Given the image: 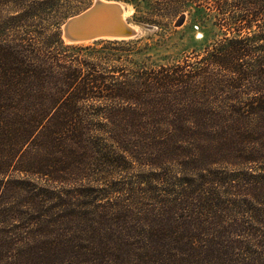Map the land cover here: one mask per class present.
<instances>
[{
	"label": "trees",
	"instance_id": "obj_1",
	"mask_svg": "<svg viewBox=\"0 0 264 264\" xmlns=\"http://www.w3.org/2000/svg\"><path fill=\"white\" fill-rule=\"evenodd\" d=\"M126 2L219 39L123 78L110 64L138 49L0 43V264H264V34H226L264 0ZM250 78L257 96L232 100Z\"/></svg>",
	"mask_w": 264,
	"mask_h": 264
},
{
	"label": "rangeland",
	"instance_id": "obj_2",
	"mask_svg": "<svg viewBox=\"0 0 264 264\" xmlns=\"http://www.w3.org/2000/svg\"><path fill=\"white\" fill-rule=\"evenodd\" d=\"M104 1V0H103ZM108 2H117L121 4L126 10L133 9V6L127 3L125 0H106ZM239 0H228V10L234 11L233 6ZM245 1V0H242ZM94 0H0V43L1 44H19L22 40L25 43L33 40L37 36V32L40 29H50L54 32H60L63 24L71 17L76 16L86 9H88ZM125 5V6H124ZM255 7L252 5H246L243 8V15L247 18L242 24L232 25L231 28H226V34L229 39L235 37L239 38H252L255 35L264 34V11L261 15L255 18L251 17ZM186 15V21L183 26L175 28L176 20L181 16ZM179 14L175 18L169 21L168 25L160 24H146L138 21L140 15L133 12V14L127 19L128 22L140 29L141 34L138 38L131 41H139V44L131 47H127L125 43L130 41H106L101 40L97 42L80 44L81 47H90L97 50L101 48L117 49L119 51L128 49H138L139 54L133 53V57L127 60V53L119 52L122 60L119 62H113L111 67L117 68L120 71L116 76L128 75L133 71L136 66L143 69H160V68H173L178 66H185L187 64H197L201 62L205 57V51L212 45V42L216 39L214 33L208 35V30H204L201 27H197L192 19V13ZM250 23V24H249ZM205 31V39L204 31ZM239 31V32H238ZM215 33L220 36V32ZM224 33V32H223ZM238 35V36H237ZM118 43V44H117ZM114 44V46H112ZM139 47V48H138ZM118 54V53H117ZM245 62V60H244ZM136 65V66H135ZM122 76V78H123ZM252 83L257 84L253 78L238 88L237 96H231V99H238L243 103H248L249 99L257 96L259 85H256L254 92L250 89L253 86ZM237 97V98H236ZM211 101V100H210ZM238 101H232V104H238ZM202 104L208 106V102L205 98L201 101ZM180 107L178 103L172 102L171 105ZM144 173L148 172V169H143ZM144 201V199L140 200Z\"/></svg>",
	"mask_w": 264,
	"mask_h": 264
},
{
	"label": "water",
	"instance_id": "obj_3",
	"mask_svg": "<svg viewBox=\"0 0 264 264\" xmlns=\"http://www.w3.org/2000/svg\"><path fill=\"white\" fill-rule=\"evenodd\" d=\"M125 8L117 2L94 0L82 13L69 18L61 28V38L67 45L106 41H131L139 37L136 29L124 17ZM186 15L175 22V28L184 25ZM137 27V26H136Z\"/></svg>",
	"mask_w": 264,
	"mask_h": 264
},
{
	"label": "bare ground",
	"instance_id": "obj_4",
	"mask_svg": "<svg viewBox=\"0 0 264 264\" xmlns=\"http://www.w3.org/2000/svg\"><path fill=\"white\" fill-rule=\"evenodd\" d=\"M106 1V0H105ZM115 3V2H114ZM121 5V4H120ZM122 6V5H121ZM125 6V5H124ZM123 7V6H122ZM134 10L133 9H125L124 10V17L127 20L132 14H133ZM136 29L139 30V28H137L136 26H134Z\"/></svg>",
	"mask_w": 264,
	"mask_h": 264
}]
</instances>
